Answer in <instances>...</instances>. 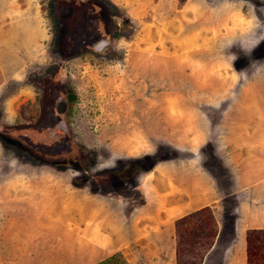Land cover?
<instances>
[{"label":"rangeland","instance_id":"obj_1","mask_svg":"<svg viewBox=\"0 0 264 264\" xmlns=\"http://www.w3.org/2000/svg\"><path fill=\"white\" fill-rule=\"evenodd\" d=\"M261 219L264 0H0V264H246Z\"/></svg>","mask_w":264,"mask_h":264},{"label":"trees","instance_id":"obj_2","mask_svg":"<svg viewBox=\"0 0 264 264\" xmlns=\"http://www.w3.org/2000/svg\"><path fill=\"white\" fill-rule=\"evenodd\" d=\"M264 230H250L246 235V264H264V249L263 245L258 246L256 241H262ZM213 241V240H212ZM255 243V244H254ZM211 244V240H210ZM208 243V246H210ZM95 264H128L120 253H114L100 260Z\"/></svg>","mask_w":264,"mask_h":264},{"label":"flooded vegetation","instance_id":"obj_3","mask_svg":"<svg viewBox=\"0 0 264 264\" xmlns=\"http://www.w3.org/2000/svg\"><path fill=\"white\" fill-rule=\"evenodd\" d=\"M63 107H64L63 102L60 101V102H58V104L55 107H53V109L55 111H57V113H61V111L63 110ZM53 109H52V113L54 114V112H53L54 110ZM54 127L51 128V129H46L44 131V132H46L47 130H49L48 133H47V135H46L47 136L46 138H49L50 140H53V141H47L46 142V141L40 140V142H39V141L36 140L37 141L36 143L37 144H40L43 147H46L47 149H48V147H51V145H55L56 142L59 141L60 130L57 129V128L54 129ZM44 132H43V134H44ZM52 137L54 139H52ZM27 138H28V141H31V143L34 145V143H35L34 140L35 139L31 135L30 136H27ZM54 141H56V142H54ZM35 146H37V145L35 144Z\"/></svg>","mask_w":264,"mask_h":264},{"label":"crops","instance_id":"obj_4","mask_svg":"<svg viewBox=\"0 0 264 264\" xmlns=\"http://www.w3.org/2000/svg\"><path fill=\"white\" fill-rule=\"evenodd\" d=\"M238 221L240 222V219H238ZM258 222L257 221H252L251 222V220H250V222H248V225L246 227H244V229H243V226H242V229L245 230V228H246V230H251V229H254V228H259V229L264 228V219H263V221L261 219V223L260 222L258 223ZM239 230H241V228H239Z\"/></svg>","mask_w":264,"mask_h":264}]
</instances>
